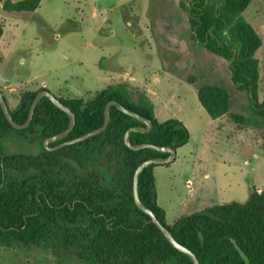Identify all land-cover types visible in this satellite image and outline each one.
<instances>
[{
    "label": "trees",
    "instance_id": "16d2710c",
    "mask_svg": "<svg viewBox=\"0 0 264 264\" xmlns=\"http://www.w3.org/2000/svg\"><path fill=\"white\" fill-rule=\"evenodd\" d=\"M251 0H190L188 22L195 40L229 62L230 80L247 93L250 114L229 113L237 125L264 127V99L258 100V59L253 50L258 45L250 24L242 16ZM6 13L31 12L40 0H1ZM0 22V38L2 36ZM124 84L107 85L92 99L62 98L75 116L73 129L53 146L83 135L103 123L107 101L148 118V132L133 131V144L150 143L177 149L190 138L187 127L177 118L159 121L152 102L146 96L133 100ZM127 88V87H126ZM40 89L27 90L19 105L10 110L15 122L23 123L30 104ZM4 97V96H3ZM197 98L208 116L218 118L226 113L221 95L210 88L198 89ZM68 115L47 97H42L30 123L23 129L13 128L0 107V131L8 128L19 135L45 137L63 131ZM131 126H144L139 120L110 106L109 123L98 134L30 156H6L0 145V240L12 235L25 246L35 245L53 252L57 249L87 264H193L191 258L175 249L149 216L138 208L132 195L133 173L142 161L165 157L167 152L149 148L131 150L123 141ZM78 161L82 172L75 177L61 167L58 157ZM71 151V154L68 152ZM33 158V170L26 167L19 179H6L7 160ZM88 158V161L85 160ZM92 158V159H89ZM145 167L138 176V196L156 218L183 246L198 258L199 264H264V192L251 185L244 202L214 204L179 216L173 224L166 222L165 210L157 203L153 170ZM99 169V177L94 170ZM39 197V200H38ZM242 252V253H241Z\"/></svg>",
    "mask_w": 264,
    "mask_h": 264
},
{
    "label": "rangeland",
    "instance_id": "374dc122",
    "mask_svg": "<svg viewBox=\"0 0 264 264\" xmlns=\"http://www.w3.org/2000/svg\"><path fill=\"white\" fill-rule=\"evenodd\" d=\"M189 2L40 0L31 12L6 13L0 8V91L10 110L39 83L56 97L62 92L61 97L88 100L128 75L144 84H124L133 100L144 95L156 108L159 121L174 117L187 127L189 143L173 161L153 170L157 202L169 224L214 204L244 202L251 185L264 192V127L237 125L230 117L229 113L250 114L247 93L232 84L229 62L193 37ZM242 16L258 39L253 54L258 59V100L262 101L264 0H251ZM118 75L122 77L112 79ZM14 76L31 81L19 84ZM200 88L221 95L226 113L215 124L198 101ZM40 142L38 136L19 135L10 128L0 131V145L8 157H32L41 152ZM63 151L58 157L61 167L77 177L82 172L78 161L65 157ZM33 162V158L7 160L6 179L18 180L22 169L33 170ZM94 172L101 174L99 169ZM0 264L87 263L75 254L25 246L7 235L0 240Z\"/></svg>",
    "mask_w": 264,
    "mask_h": 264
},
{
    "label": "water",
    "instance_id": "95a60500",
    "mask_svg": "<svg viewBox=\"0 0 264 264\" xmlns=\"http://www.w3.org/2000/svg\"><path fill=\"white\" fill-rule=\"evenodd\" d=\"M42 97H47L56 107H58L59 109L64 111L69 117V124L63 131L44 138L43 144L48 150H56V149L61 148L63 146L71 145L73 143H76V142H79L81 140H84V139H86V138H88L90 136H93L95 134L101 133L107 127V125L109 123V113H110V106L111 105L116 106L122 112L131 115L132 117H134L137 120H139L142 124H144L143 127L142 126H131V127H129L125 131L124 136H123L124 144L128 148H130L131 150H137V149H141V148H149V149H153V150H156V151L167 152L168 155L165 156V157L148 158V159L142 161L141 163H139V165L136 167V169L134 170V173H133V181H132V195H133L134 202H135V204H136V206L138 208H140L143 212L148 214L149 222H152V223H154L157 226V228L165 236L166 240L175 249H177L178 251L188 255L191 258L193 264H199V260L196 257V255L189 248L181 245L173 237L172 233L167 229V227H165L156 218L154 213L148 207H146L139 199V196H138V176H139L140 172L145 167H147L149 165L169 163V162L173 161L175 159V157H176V149H174V148H172L170 146H160V145L150 144V143H146V142L133 144V143L130 142V140H129L130 133L133 132V131H140V132H148V131H150V129L152 128L151 121L148 118H146L144 116H141L138 113H136V112L124 107L118 101L109 100L105 104L104 114H103V123H102V125L100 127L96 128V129H93V130H91V131H89L87 133H84L81 136L62 141V142L50 147L48 145L50 142H53V141H56V140H60L63 137H65L73 129L74 124H75V116H74L73 112L65 104H63L60 101V99L58 97H56L53 93H51L48 89H40V90H38L36 92L32 102H31V104H30V107H29V110H28V114H27V118L21 124L15 122L14 119L12 118L10 109L8 108L6 100L3 97V94H2L1 91H0V107H1V109L3 111L4 117L7 119V121L10 123V125L13 128H15V129H23V128L27 127L28 124L30 123L32 115H33V112H34V109H35L38 101ZM242 256L245 258L246 264H249L248 259L244 256V254H242Z\"/></svg>",
    "mask_w": 264,
    "mask_h": 264
},
{
    "label": "crops",
    "instance_id": "0c3cea01",
    "mask_svg": "<svg viewBox=\"0 0 264 264\" xmlns=\"http://www.w3.org/2000/svg\"><path fill=\"white\" fill-rule=\"evenodd\" d=\"M3 29V28H2ZM2 34H3V32H2ZM2 37V36H1ZM0 41H1V38H0ZM127 76L128 75H125V77H123V78H121V80H118V81H114L112 84H108V85H118V84H125V85H132V86H134V87H144V84H143V82H142V80H139V81H137V80H135V79H132L131 80V78L132 77H130V78H127ZM115 77L116 78H118V77H122V76H114L112 79H115ZM12 79H14V80H16V81H19V84H23V82H24V84H26V83H29L31 80H29V79H27V78H21V77H16V76H14ZM17 79H19V80H17ZM2 81L0 80V83H1ZM128 82V83H127ZM136 83V84H135ZM40 87H44L45 89H47V86L44 84V83H39V85H37V89H39ZM127 87V86H126ZM37 89H32V90H37ZM147 91H148V89H147ZM60 94H63L62 92H58V96L59 97H61V95ZM62 98H67V97H62ZM70 98V97H69ZM200 103V102H199ZM201 105V104H200ZM155 108V107H154ZM203 108V107H202ZM204 109V108H203ZM206 112V111H205ZM154 114H155V116H156V108L154 109ZM207 114V113H206ZM208 115V114H207ZM209 117V116H208ZM210 118V117H209ZM219 118L220 117H218V118H215V119H212V118H210L211 120H212V122L215 124L216 122H217V120H219ZM190 133V132H189ZM189 141H190V138H189ZM189 141L185 144V145H183V146H181V147H179V148H177L176 149V156L178 155V153L180 152V150H182L188 143H189ZM153 174H154V171H153ZM154 180H155V186H156V184H157V182H156V179H155V176H154ZM157 191V190H156ZM258 191H261V190H258ZM158 203V202H157ZM166 213V212H165Z\"/></svg>",
    "mask_w": 264,
    "mask_h": 264
},
{
    "label": "flooded vegetation",
    "instance_id": "af4514ba",
    "mask_svg": "<svg viewBox=\"0 0 264 264\" xmlns=\"http://www.w3.org/2000/svg\"><path fill=\"white\" fill-rule=\"evenodd\" d=\"M45 138H46V137H45ZM43 140H44V139H43ZM41 143L43 144V141H42ZM50 143H52V142H50ZM50 143H49V144H50ZM49 144H48V145H49ZM55 145H56V144H55ZM43 146H44V144H43ZM53 146H54V145H53ZM44 147H45V146H44ZM50 147H52V146H50ZM45 148H46V147H45ZM38 200H39V197H38Z\"/></svg>",
    "mask_w": 264,
    "mask_h": 264
}]
</instances>
